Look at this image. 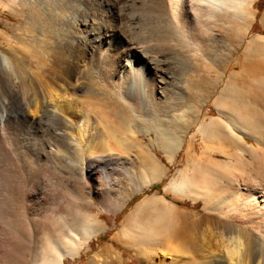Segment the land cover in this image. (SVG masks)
Segmentation results:
<instances>
[{
  "label": "bare ground",
  "instance_id": "bare-ground-1",
  "mask_svg": "<svg viewBox=\"0 0 264 264\" xmlns=\"http://www.w3.org/2000/svg\"><path fill=\"white\" fill-rule=\"evenodd\" d=\"M7 1V3H4L3 0H0V6L8 8L14 15H17L20 11L15 7L13 9L12 5H15L19 9L23 7H37L41 11L46 12L49 19H59L62 24L65 23L70 28H68L70 30L69 35L63 39L64 43L67 42L65 45H69L70 48L73 47L74 49L80 48L81 52L74 54L78 58L85 53L93 54L95 64L97 65H95L96 71L92 72L90 78H88V86L83 87L78 84L77 87L82 93L85 92L84 97L89 109L84 106L80 108L81 106L79 107L71 103L67 96H63L64 93L68 94L66 90L70 84L65 79L60 78L59 70L53 66L48 67L45 72L47 77L46 83L39 82L34 76H29L23 81H10L8 87L10 94L0 100V132L2 135L7 134L8 136L11 134L10 125L8 126L4 123V120L8 115L13 114V111H21L23 114L29 116L27 121L31 124L37 122L38 118L46 116L52 128L54 127L48 133L50 139L47 138L50 141L52 140V143H48L46 149L43 148L47 154L46 157L48 155L52 156V158L57 156L56 159H58L65 151L69 150L72 151L73 155H71V165L68 167L70 190L63 188V192L57 199L58 205L64 202L72 208L73 217L70 216L72 220L66 221V216L62 214L58 215L55 208L54 210L51 209L49 214L40 216V222H37L34 217L31 220L27 219L28 227L24 226L27 229V231L25 230L26 232H17L15 235L11 233L14 237L9 243L7 242L8 245L5 247L2 244L6 243V241L0 243L1 247H4H2L3 250L0 251L2 254H0L8 257L12 253L16 257V262L14 261L16 264L28 262L24 260L27 246L38 235H42L46 239L45 249L39 254L40 264H64V258L77 257L83 248V243L103 229V224L90 213L89 209L85 210L84 208L80 209L77 207L81 203L89 207L92 202L89 196L90 192L89 194L86 192L87 186L81 179L85 175L93 182L98 204L104 210L114 213L120 211L134 193L164 178L166 170L161 169L155 163L153 164L152 161L145 158L138 151V153L135 152L134 148L139 145L136 140L138 134H145L149 131L142 128L144 125L142 118L155 114L154 112L158 105L165 103L166 87H171L170 85L175 83L177 76L181 86L178 88L179 84L176 85L178 90L176 91L177 96H175L178 102L185 107L187 92L184 90H187L188 77L193 71L202 70L207 73L209 70H212L214 74H217L215 72L216 69L223 75L229 65L238 67L240 69L239 75L247 80L250 88L248 89L253 92L255 101H259L260 104L262 103V105L257 107L264 109V66L257 60L249 62L237 56L242 42L239 37L242 34H239V37L231 34L234 31H232L230 21L236 23L238 27L240 25V28L242 26L244 32L247 31V21L251 17L248 8L251 7L252 0H151V9L154 15L142 19L137 16V13H130L126 18L127 22L132 25L126 31L124 27H122L124 28L123 31L119 28H117V31H114L109 27L111 26L109 20L121 18L119 14L123 12V10L119 11V8L118 12H113L114 6L117 4L116 0H96L98 2L94 6L109 18L103 20H97L94 15L95 12L93 11V13L90 10L91 0ZM130 5L134 6V2ZM226 15H231L229 24L224 23ZM262 17H264V12ZM219 22L223 23L218 25ZM141 24L145 26L147 35L159 37L160 43L156 42V38L154 39L155 42H145L147 40L140 42L136 35L138 34L137 28L142 26ZM215 27H217L216 30L221 35L216 34L214 31ZM225 30H229L230 34H226ZM64 33L66 34V32ZM3 49L0 50V65L2 68L6 70L5 67H7L9 70H12L18 67L14 62V58H11V54ZM247 51L248 47H245L244 54ZM70 55L68 54L69 57ZM221 62L223 65L225 64L224 66L222 65L223 67L219 66ZM62 63L65 64V67H68L69 72H72L75 68V62L73 63L69 59ZM96 74H98V77H93ZM183 91L186 93L183 94ZM236 93L238 92L234 89L224 96V102L229 104L224 106L226 108L220 107L215 99L213 104L215 105L218 117H211L208 121L203 117L201 123L197 124V131L201 140L204 141H201L204 146L202 145L203 149L200 157L194 158L192 164L193 170L199 169V171L208 172L210 168L222 165L228 169H239V171L251 168L257 174L264 175L263 159H259V155L256 154L254 148L251 146V149L247 148L240 136H246L259 143L257 138L251 134H245L241 130L237 120L234 119V116L228 112V109L231 107L230 105H232L235 97H237ZM169 102L167 103L168 109L166 107V112L169 111L167 119L169 122H174L173 125H175L183 119L175 113V106L171 105L172 103L169 104ZM179 103L178 105H180ZM180 109L182 110V108ZM186 109L189 108L186 106ZM113 110L119 111L121 114L119 118L118 115L117 117L114 116ZM67 112H72L74 117L69 118ZM90 112L93 114L92 117L89 114ZM182 113L185 115L187 110H184ZM164 115L166 118V114ZM190 124L191 122H186L185 126L188 127ZM153 125V132L157 137L162 139V143L166 149L165 159L166 161H170L171 154L183 145L186 130L179 128L180 131H178L179 129L176 127L178 130L171 131L168 127L162 128L160 124L154 123ZM190 137L191 139L189 138L186 143L185 153L186 157L192 158L190 147L191 145L193 146L191 141L194 139V135ZM208 137H213L217 140V143L215 142L217 146L213 147L215 152L207 151L208 145L205 144L207 143L205 139ZM6 140L8 141L9 139ZM259 152L261 155L262 151L259 150ZM214 153L222 155L227 161L213 162L209 160L208 158L214 155ZM109 162H114L116 165L123 167L128 177L132 178V183H130L131 188L124 191V193L122 191L119 197L112 195L115 197H113L114 199L110 196V187L112 186L110 181L103 179L104 185L102 184V186L99 183L100 179L97 178V169L95 167L97 164ZM82 164L85 165V169L81 166ZM138 165H145L144 173L138 170L136 172L132 171ZM11 166L8 169H14ZM15 171L13 170L12 172ZM18 177H20V180L22 179L20 175H17L13 181H7L3 184L4 193L0 197V214L4 215V224L8 223L7 225L10 223L12 225L13 220L10 222L11 219L9 220V218L13 215L9 218L8 216L15 209L18 210V208H15V203L18 199L22 198V194H18L21 191L17 193L19 189H22L19 186ZM191 178L193 179V177ZM167 183L164 186V190H172L173 192L186 190L191 185V183L189 184L188 172L185 169L180 170L176 177L171 178ZM201 183L204 192L201 193V199L204 202L202 206L203 213L197 217L191 216L188 222L172 232L175 239L181 243V246L177 247L175 243L172 246L170 245L171 247L175 246V248L170 249L173 255L170 257L169 262L165 264H264V211L257 212L258 214L255 217L258 219L254 215L251 218L250 216L252 215L249 216L245 213L248 203L255 202L257 204L259 197H261L259 201L262 203L257 205V211L264 208V193L248 189L243 196L241 195L242 197L238 194L241 200H238L236 197V200L233 202L232 199L234 198L230 196L228 198L219 197L220 193H217V190H212L213 192L209 193L208 190L211 188L209 181H201ZM28 185L31 184L28 183ZM194 187L196 188V186ZM238 191L235 192V195ZM154 198L156 197L154 196ZM21 200L24 201L25 198ZM146 203L147 200H144L139 205H146ZM223 204H227L228 209L225 208L226 211H220ZM249 206L251 207V205ZM230 211L232 214L234 212L236 214L237 212L241 216L246 215V218L242 217L244 220L234 219L236 215L231 217ZM229 213L230 215H228ZM176 216L178 217V215ZM236 218H238V215ZM61 224L62 226L58 228L57 232L53 233L56 225ZM127 233L128 229L125 228H122L120 231V235L123 238L128 236ZM181 233L183 236H180ZM171 240L169 239L170 243ZM173 242L175 241L173 240ZM36 249L37 246L35 245ZM101 253L108 256L111 263H117L119 260L118 256L106 247L101 250ZM35 256L36 254H34V258L32 259L33 264H37ZM187 257L188 260L186 259ZM94 259L95 256L91 261ZM182 260L186 261L181 263ZM157 264L160 263L158 262Z\"/></svg>",
  "mask_w": 264,
  "mask_h": 264
},
{
  "label": "rangeland",
  "instance_id": "rangeland-1",
  "mask_svg": "<svg viewBox=\"0 0 264 264\" xmlns=\"http://www.w3.org/2000/svg\"><path fill=\"white\" fill-rule=\"evenodd\" d=\"M98 1H90V10L92 12H95L93 13L97 20L109 19L106 14L101 13L102 11L97 10V7L94 6ZM3 2L7 3L8 1L3 0ZM116 2L117 4L116 6H114L113 12H118V8L120 9L119 11L123 10V12L119 14L123 19L118 17L117 20H114V18L109 20V24L111 25L109 27L114 31H117V28L121 29L122 31L125 28L126 31V29H128V27L132 25L127 22L126 18L130 13H137V16L142 19H146L147 17H151L152 15H154L152 14L153 11L151 9V0H116ZM132 2H134V6L130 5ZM250 6L251 7H249L248 9L251 13V17L247 21L248 28L246 32L242 30V26L240 28V25L238 27L236 23L230 21L231 15L225 16L224 23L229 24L230 21V24L232 25V31H234L233 33L231 32V34H234L235 37H237L239 34H242V37L238 36L239 38H241L242 42L239 46L237 56H239L240 58L242 57L249 62L257 60L261 65L264 66V17H262V14L264 12V0H252ZM14 7L20 11L17 15H14L8 8L0 6V50L4 47L5 51L11 54V58H14L16 66H18L15 67L17 69L14 68L12 70H9L7 67H5L6 70H4V68H2V66L0 65V100L10 94V91L8 90L10 81H23L29 76H34V78H36L39 82L46 83L45 80L47 77L45 72L47 71L48 67L53 66L59 70L61 76L60 78L65 79L70 84L66 90L68 94L64 93L63 96H67L70 99V102L74 103V105H77L79 107L81 106L80 108L84 106L89 109V106L87 105L84 97L85 92L82 93L77 89V87L78 84L83 87L88 86L87 84H89L88 78H90V74H92V72L94 73L97 69L95 67V57L93 56V54L85 53L79 58L75 57L74 54L80 53L81 49H74L73 47L70 48L69 45H65V43L67 42L64 43L63 39L67 38V36L69 35L70 28L69 26L67 27L65 23L62 24L59 19H49L47 13L41 11V9L37 7H23L22 9H19L15 5H12L13 9H15ZM147 7L149 8L150 13L149 10H147ZM73 12L76 13L75 11ZM222 23L223 22H219L218 25H221ZM140 27L137 28V35L139 37L141 34L142 35L140 38L136 35L140 42L145 40H147L145 42H155L156 40V42L160 43L159 37L147 35L145 26L142 25ZM216 29L217 27H215L214 30L216 34L221 35L217 32ZM64 32H66V34ZM225 32L226 34H230L229 30H225ZM245 47H248V51L246 52V54H244ZM68 54H71L73 56L70 55L69 57ZM59 58H61V60L63 59L62 62H65L68 59L73 63L75 62L74 67L76 69L74 68L72 72H69L68 67H65V64L62 63ZM82 64L84 65L82 66ZM222 65L223 63L221 62L219 66L223 67L225 64L223 66ZM239 71L240 69L238 67H232V65L228 66L223 75H221L220 71L216 69L215 72L217 74H214V71L212 70H209L207 73L202 70L193 71V73L188 77L189 82L187 90H184L187 93L183 91V94L186 93L187 96L185 107L178 102V99H176V91L181 86L177 78L178 76L176 77V81L174 80L175 83H173V85H170L171 87H166V97L164 98L165 103H160V105H158L157 107V109H159L160 111H157L156 109L154 112L155 114L142 118V122H144L142 128L148 129L149 131L145 134H138L136 140L139 145L138 147L136 146V148H134L135 152L138 151L139 153L143 154L145 158L152 161L153 164L155 163L160 166L161 169H165V176L159 182L134 193L120 211H116L114 213L104 210L101 205L98 204L95 197L93 182L88 179L86 175L84 176V178H81L87 186L86 192H88V194L90 192L89 196L92 199V202L89 207H86L82 203L78 204L77 207L80 209L84 208L85 210L89 209L90 213H92L96 217V219L103 224V229L99 233L92 235L85 243H83V248L80 250V253L77 257L64 258V264H157L158 262L160 264H165L166 262L168 263L170 257L173 255L170 249L173 247L175 248V246H181V243H179L178 240L175 239L172 232L188 222L191 216L197 217L198 215L200 216L203 213L202 206L204 205V202L201 199V193L204 192L201 187V181H209L211 187L208 190L209 193L217 190L216 192L220 193L219 197L221 196V198H228L230 196L231 198H234L232 199L233 202L236 200V197L238 198V200H241L240 196H243L248 189L253 190L254 192L257 191L259 193H264V175L257 174L251 168L241 169L239 171V169H228L227 167L220 165L218 167L210 168L208 172H204L203 170L199 171V169H192L194 158L197 159L200 157L201 151L203 149L202 147L204 146V141L201 140L196 126L201 123L203 117L206 119V121H208V119H210L211 117H218V114L215 110V105L213 104L214 100H217L216 102L220 107L226 108L224 106H227L229 104L224 102V96L234 89L238 92L236 93L237 97H235V101L232 103V105H230L231 107L228 109V112L231 113L230 115L234 116V119L237 120V123H239L241 130L245 134H251L255 138H257L259 143L246 136H240L243 139L244 145L250 149L251 147L254 148L256 150V154L259 155V159H263L264 167V109H260V107H257L259 105H262V103L260 104L259 101H255V96L253 92L249 90L250 88L247 80L243 79L239 75ZM86 74L89 76H87ZM94 76L98 77V74L93 75V77ZM238 76L241 78H239ZM176 85H178V88ZM220 96L222 97V100ZM252 97L254 100L252 99ZM168 102L169 104L172 103L171 105L175 106V113L182 117L183 120L177 123L180 126H177V124L173 125L174 122L172 123L171 121H168L167 116H169V111L166 112V110L168 109ZM178 103L180 105H178ZM161 104H163L162 107ZM179 106L183 111L179 108ZM186 106L189 109H186ZM161 108H164L163 110L165 112ZM184 110H187V113L185 115H183L182 113L184 112ZM112 113L116 117L118 115V118L121 115L117 110H113ZM89 114L91 115V117L93 116L91 112ZM164 114H166V118ZM67 115L69 116V118L74 117L72 112H67ZM28 117L29 116L23 114L21 111H13V114L8 115L4 120V123H6L8 126L10 125L9 127L11 130V134L7 136V134L2 135L0 132V197L4 193L3 184H5L7 181H13L14 177L20 175L22 179L20 180V177H18V182L20 183L19 186L22 189H19L17 193L21 191L18 194H22L21 199L24 200L25 198L24 201L18 199L19 201L21 200L19 202L17 200L18 203H15V208H18V210L15 209V211H13L10 216H8L9 218L13 215V218H9V220L11 219L10 222L13 220L12 225L11 223L7 225V222V224H4L5 217L3 214H0V238L2 239H0V243H4L6 241V243L2 244L4 247L8 245L10 240L14 237L15 234H17V232L19 233L22 231L21 233H24L25 230L27 231L26 227L24 226L28 227V220H31L34 217L37 222H40L39 217L49 214L51 209L54 210L55 208L58 215L62 214L66 216V221H71L73 217V210L67 203L63 202L60 205L57 204L58 196L61 195L63 190L66 188L67 190H70L68 167L71 165V158L73 156L72 151H65L62 155L60 154L61 156L59 155L60 157L58 159H56L57 156L52 158V156L48 155V157H46L47 154L45 153V149L47 148L48 143H52V140L50 141L47 139H50L48 133L51 132L50 129H53L54 127L52 128V125H50L46 116L43 118L40 117V119L38 118L37 122H34L33 124L27 121ZM8 120H10V124L9 122H6ZM71 121H73V119H71ZM184 121L191 122V124L186 127V122ZM154 123L158 125L160 124L162 128L168 127L171 131H174L177 128L186 130V136L183 145H181L178 150H175L171 154L170 161H166L165 159L166 149L164 147V144L162 143V139L157 137L153 132ZM180 129L178 131H180ZM235 133L239 135L238 132L235 131ZM193 135V142L191 141V144H193V146L191 145L190 147V153L192 154L191 158L186 157L185 147L187 145L186 143L188 142V139H191L190 136ZM6 139H9L10 141H7ZM206 140L207 143L205 144L208 145L207 151L215 152L213 150V147L217 146V140L213 137H208L205 139V141ZM208 141H212L211 144H209ZM43 150L44 152H42ZM259 150L262 151L261 155ZM59 159L60 161H58ZM208 159L213 162L227 161L222 155L216 153H214V155H212ZM10 166L12 168L14 167V169H8V167L10 168ZM81 166L85 169V165L82 164ZM144 166L145 165H138V167L133 168L132 171L136 172L138 170L144 173ZM95 167L97 169H95L97 172V178L100 179L99 183L101 185H104V180L110 181L112 185L110 187V196L114 195L115 197H119L121 196L122 191L124 193V191H127L131 188L130 183H132V178L128 177L123 167L116 165L114 162L97 164ZM184 169L188 172L189 184L191 183V185L188 184L189 186L187 187V189L183 191H165L164 186L168 184L167 182H169L171 178L176 177L180 170ZM13 170L17 171L12 172ZM191 177H193V179ZM10 178L11 180H9ZM26 183H29L31 185L27 186ZM155 185L157 186L155 187ZM194 186H196V188ZM23 190L26 191L24 192ZM235 190H239L236 195ZM238 194L240 196H238ZM114 196H112V198ZM154 196L156 198H154ZM260 199L261 197L257 199V204L255 202H249L245 208V213L249 216L252 215L250 216L251 218L253 217V215L255 217L257 216L256 214L264 211V208L257 211V205L262 203L261 201H259ZM144 200H147L146 205L150 202V206H146L143 204L139 205ZM22 202L24 203L22 204ZM249 205H251V207ZM225 208L228 209L227 204H223L220 211H226ZM230 213L231 217H234L235 215L237 217L238 215V218L234 217V219H242V217H244V219L246 218V215L241 216L239 215L240 213L238 214L237 212L236 214L235 212L232 214V212L230 211ZM230 213L228 215H230ZM176 215H178V217ZM2 216L4 221L2 220ZM181 218L183 219L181 220ZM9 226L12 228H10ZM60 226H62V224L56 225L53 233L57 232ZM122 228L128 229V236L124 238L120 235V231ZM14 230L15 232H13ZM7 231L10 233H8ZM11 233H13L14 235ZM180 236H183V234L181 233ZM169 239H172L171 243ZM173 240L175 242H173ZM45 241L46 239L44 236L38 235L29 242L27 251L24 255V260L28 261L25 264H33L32 259L34 258V254H36V263L40 264L39 254L42 253L41 251L45 249ZM174 243L175 246L171 247L172 244L174 245ZM35 245L37 246L36 250ZM2 247L0 244V251L3 250L4 247ZM105 247L110 249L118 256L119 260L117 261V263H111L110 258L108 256H105L104 253H101V250ZM0 253L2 254V252ZM1 254L0 264H16L15 255L11 253L12 256L9 255L10 257H4ZM94 256L95 259L91 261ZM186 259L188 260V257ZM184 261L186 260H182L181 263H184Z\"/></svg>",
  "mask_w": 264,
  "mask_h": 264
},
{
  "label": "trees",
  "instance_id": "trees-1",
  "mask_svg": "<svg viewBox=\"0 0 264 264\" xmlns=\"http://www.w3.org/2000/svg\"><path fill=\"white\" fill-rule=\"evenodd\" d=\"M157 185H155V187H156ZM154 187V186H153Z\"/></svg>",
  "mask_w": 264,
  "mask_h": 264
}]
</instances>
